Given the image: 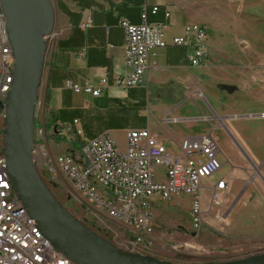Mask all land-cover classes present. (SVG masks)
Returning <instances> with one entry per match:
<instances>
[{
	"label": "crops",
	"instance_id": "0c3cea01",
	"mask_svg": "<svg viewBox=\"0 0 264 264\" xmlns=\"http://www.w3.org/2000/svg\"><path fill=\"white\" fill-rule=\"evenodd\" d=\"M207 3L208 0L60 1L59 10L66 30L58 41L62 42L60 49L54 51L51 64L45 71L41 88L43 106L40 119L35 118V126L44 128L47 135L59 141L58 149L61 152L68 150L69 155L75 151L68 149L67 143L82 145L102 133L113 136L132 129H148L173 153H178L184 138L198 136L193 132L198 127L201 132L211 133L219 144L220 128L216 122H245L249 115L257 114L242 112L246 96L250 95L246 89L250 82L243 81V78H250V73L241 66L228 63H233L236 56L233 57L226 41L209 39V66L206 68L189 66L188 49L175 46L157 48L149 57L151 65L155 64L157 68L147 72L142 86L120 89L114 85V78L125 74L124 31L118 25L120 19L139 24L141 8L145 5L149 11L148 21L163 24L165 40L170 41L183 35L186 24L208 23V19L200 15L208 10ZM154 6L158 11L151 14ZM102 77L107 79V87L97 97L76 94L65 87L67 81L79 86L86 82L97 85ZM197 93L209 106L208 111L200 104ZM194 98L195 103L192 102ZM130 112L139 118L138 125H128ZM194 121L208 124L202 123L189 130ZM226 129L230 134L236 130L228 126ZM233 145L230 140L225 143L230 160L225 159L230 169H221V172L228 176L235 170L238 180L236 165L242 154ZM48 147L51 151L49 144ZM249 151L251 158H261L260 152L252 147ZM61 181L70 186L65 180Z\"/></svg>",
	"mask_w": 264,
	"mask_h": 264
},
{
	"label": "built area",
	"instance_id": "2783aa9c",
	"mask_svg": "<svg viewBox=\"0 0 264 264\" xmlns=\"http://www.w3.org/2000/svg\"><path fill=\"white\" fill-rule=\"evenodd\" d=\"M158 7L151 8L156 14ZM148 8L140 12V23L119 20L124 31L125 74L114 78L120 89L137 88L144 84L147 72L155 70L150 63L152 51L167 46L189 50L187 61L192 68H206L208 61V29L199 23H189L183 35L166 41L164 25L148 21ZM168 13L165 14V18ZM89 23V22H88ZM87 23V25H88ZM5 17L0 7V101L10 90V67L13 57L8 55L5 34ZM53 36V32L50 34ZM47 69L53 57L48 47ZM45 77H43L44 82ZM65 87L73 93H86L97 97L107 87V79L100 78L97 85L89 82L82 86L69 81ZM43 106V98L39 101ZM36 107V105H35ZM36 111V110H35ZM264 119V113L259 114ZM3 118V113L0 114ZM76 123V121H74ZM44 128L34 129L32 161L37 171L43 170L52 180L59 176L72 189L83 196L87 210L101 218L113 220L118 230L125 231L122 251L149 256L154 243V222L150 205L154 199L168 200L173 196H188L191 201V222L198 232L202 223V192H208L211 206H222L231 180L218 177L205 185L222 167L221 150L211 133L184 138L178 153H173L151 135L148 129H133L125 133L124 146L120 147L109 133L83 143L79 154L83 160L74 159L76 153L51 157ZM0 137V264H72L48 243L41 232L33 231L32 219L20 199L6 183L5 158ZM162 167V180L155 169Z\"/></svg>",
	"mask_w": 264,
	"mask_h": 264
},
{
	"label": "rangeland",
	"instance_id": "374dc122",
	"mask_svg": "<svg viewBox=\"0 0 264 264\" xmlns=\"http://www.w3.org/2000/svg\"><path fill=\"white\" fill-rule=\"evenodd\" d=\"M60 1L63 0H51L55 13V28L53 36L45 38L47 49L51 47L53 52L56 51L57 42L64 37L66 30L59 10ZM207 4L208 10L201 12L200 15L208 19L205 25L208 29V41L211 37L226 41L228 49L233 52V57L236 56L233 63H228L241 66L244 71L250 73V78H243V81L250 82L246 88L250 95L246 96L247 102L242 112L257 114L249 115L247 117L249 119H245V122H216L220 128L218 145L223 153L220 154L221 169L224 171L230 169V164L225 159H229L225 143L230 139L223 127L236 129L231 134L245 153L247 150L245 155L248 157L246 159L242 155L237 162L238 180L235 170L225 176L226 174L220 169L216 176L204 182L205 185H211V182L218 177H227L231 180L222 206H211L208 192H202L203 214L198 232L192 228L191 201L188 196L152 200L150 212L154 222V243L149 256L174 264H213L264 253V119L258 114L264 112V0H208ZM47 54L46 58L49 57V50ZM43 71L45 74L44 69ZM210 84L214 88V83ZM42 86L43 80L35 107V118L38 120ZM196 96L208 111L209 106L201 99L200 94L197 93ZM194 99L193 103L196 101V98ZM132 114L133 112L129 113L131 116L127 123L129 126H136L140 123L139 118L133 117ZM147 117L146 112L145 118ZM202 123L207 122H192L189 130ZM2 130L0 118V137ZM127 131L129 130L112 136L120 147L124 146ZM193 132L196 133L195 135L205 133L201 132L199 127ZM46 142L53 152L49 150L51 157L69 155L68 150L61 152L58 149V143L53 136L46 135ZM67 146L68 149L75 151L74 159L83 160L79 154L81 147L79 143H67ZM250 147L260 152L261 158H251L248 155V152L251 154ZM237 150L239 151L238 148ZM155 172L156 178L162 180L161 174L164 173V169L157 167ZM40 176L57 201L73 217L116 247H121L125 231L118 230L113 220L90 213L85 207L86 203L80 192L75 191L71 186L67 187L59 176L56 180H52L43 170H40ZM233 183H235L234 187H232Z\"/></svg>",
	"mask_w": 264,
	"mask_h": 264
},
{
	"label": "water",
	"instance_id": "95a60500",
	"mask_svg": "<svg viewBox=\"0 0 264 264\" xmlns=\"http://www.w3.org/2000/svg\"><path fill=\"white\" fill-rule=\"evenodd\" d=\"M13 48L12 83L4 103L2 153L14 194L55 250L72 264H174L125 252L73 217L55 198L32 161L35 105L43 77L44 38L55 28L51 0H0ZM240 153L244 151L231 136ZM213 264H264V253Z\"/></svg>",
	"mask_w": 264,
	"mask_h": 264
},
{
	"label": "bare ground",
	"instance_id": "6f19581e",
	"mask_svg": "<svg viewBox=\"0 0 264 264\" xmlns=\"http://www.w3.org/2000/svg\"><path fill=\"white\" fill-rule=\"evenodd\" d=\"M5 34H6V38H9L8 37V33H7V30H6V24H5ZM48 36H50V35H48ZM48 36H46L45 38H47ZM45 38H44V40H45ZM47 49V48H46ZM8 55H9V57H13V48H12V45H11V43H10V41H8ZM47 50H46V53H45V58L47 57ZM45 58H44V64H43V69L46 71V68H47V61H45ZM46 59H49V57L48 58H46ZM13 66L14 65H12V67H10V75L12 76V71H13ZM44 72V71H43ZM46 73V72H45ZM45 74L43 73V76H44ZM43 78V77H42ZM11 83H12V80H11ZM37 103V102H36ZM2 119V118H1ZM35 128V127H34ZM1 135H2V132H1ZM5 171H6V160H5ZM6 183H9V181H8V178H7V175H6ZM32 226H33V231H35V232H40V230L38 229V227L35 225V223H34V221L32 220ZM48 243L49 244H51L50 243V241L48 240ZM130 253H135L136 254V252H130Z\"/></svg>",
	"mask_w": 264,
	"mask_h": 264
},
{
	"label": "trees",
	"instance_id": "16d2710c",
	"mask_svg": "<svg viewBox=\"0 0 264 264\" xmlns=\"http://www.w3.org/2000/svg\"><path fill=\"white\" fill-rule=\"evenodd\" d=\"M61 44H62V42H57V46H56V49H57V50L60 49ZM35 127H36V126H35ZM56 141H58V140H56ZM58 142H59V141H58Z\"/></svg>",
	"mask_w": 264,
	"mask_h": 264
},
{
	"label": "flooded vegetation",
	"instance_id": "af4514ba",
	"mask_svg": "<svg viewBox=\"0 0 264 264\" xmlns=\"http://www.w3.org/2000/svg\"><path fill=\"white\" fill-rule=\"evenodd\" d=\"M228 136V135H227ZM229 137V136H228ZM229 139L231 140V138L229 137ZM232 141V140H231Z\"/></svg>",
	"mask_w": 264,
	"mask_h": 264
}]
</instances>
